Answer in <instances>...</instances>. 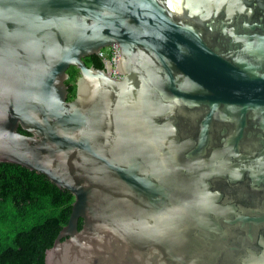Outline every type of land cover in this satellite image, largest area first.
Listing matches in <instances>:
<instances>
[{
  "label": "water",
  "instance_id": "water-1",
  "mask_svg": "<svg viewBox=\"0 0 264 264\" xmlns=\"http://www.w3.org/2000/svg\"><path fill=\"white\" fill-rule=\"evenodd\" d=\"M0 36V162L75 197L47 264H264V0H0Z\"/></svg>",
  "mask_w": 264,
  "mask_h": 264
},
{
  "label": "trees",
  "instance_id": "trees-1",
  "mask_svg": "<svg viewBox=\"0 0 264 264\" xmlns=\"http://www.w3.org/2000/svg\"><path fill=\"white\" fill-rule=\"evenodd\" d=\"M97 58V68L104 69V62ZM78 76L79 71L72 68L70 82ZM75 95L76 87L71 85L69 100ZM74 201L72 193L45 175L0 162V264H47V251L67 226ZM82 224L80 220L79 229Z\"/></svg>",
  "mask_w": 264,
  "mask_h": 264
},
{
  "label": "flooded vegetation",
  "instance_id": "flooded-vegetation-1",
  "mask_svg": "<svg viewBox=\"0 0 264 264\" xmlns=\"http://www.w3.org/2000/svg\"><path fill=\"white\" fill-rule=\"evenodd\" d=\"M6 43H7V41H6V37H4V36H0V47L2 48V52L6 49ZM104 49V48H103ZM99 55V54H98ZM97 54H95V55H90V56H86V57H83L82 58V60H83V62H84V64L88 67V68H93V69H98L97 67L100 65V61H99V59L97 58V56H98ZM101 58V57H100ZM102 59V61L104 62V64H105V68L104 69H106L107 71H108V68H107V65H106V60L107 59H105V58H101ZM72 68H75V69H77L78 71H79V69L78 68H76V67H73V66H71L69 69H68V71H67V73H68V78H67V80H66V85L68 86V90H69V96H70V86L71 85H74L75 87H76V91H77V84H78V81H79V79H80V77H81V74H80V71H79V76L75 79V81L74 82H70V80H71V77H70V71H71V69ZM101 70H103V69H101ZM122 78V77H121ZM70 82V83H69ZM69 96H68V100H69ZM76 96V95H75ZM75 98V97H74ZM73 98V99H74ZM73 99H71V100H73ZM71 100H69V101H71Z\"/></svg>",
  "mask_w": 264,
  "mask_h": 264
},
{
  "label": "built area",
  "instance_id": "built-area-1",
  "mask_svg": "<svg viewBox=\"0 0 264 264\" xmlns=\"http://www.w3.org/2000/svg\"><path fill=\"white\" fill-rule=\"evenodd\" d=\"M101 58H105L108 72L114 78H121V74L117 71L118 59L121 56V50L118 45L108 47L106 50L102 49L98 55Z\"/></svg>",
  "mask_w": 264,
  "mask_h": 264
},
{
  "label": "rangeland",
  "instance_id": "rangeland-1",
  "mask_svg": "<svg viewBox=\"0 0 264 264\" xmlns=\"http://www.w3.org/2000/svg\"><path fill=\"white\" fill-rule=\"evenodd\" d=\"M108 47L104 48L105 50L107 49Z\"/></svg>",
  "mask_w": 264,
  "mask_h": 264
}]
</instances>
